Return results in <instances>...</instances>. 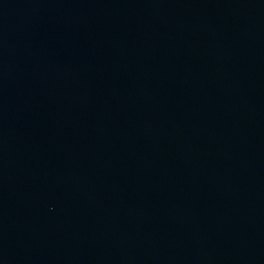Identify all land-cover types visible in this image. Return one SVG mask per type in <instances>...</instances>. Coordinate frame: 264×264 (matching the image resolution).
Returning <instances> with one entry per match:
<instances>
[{"label": "water", "instance_id": "water-1", "mask_svg": "<svg viewBox=\"0 0 264 264\" xmlns=\"http://www.w3.org/2000/svg\"><path fill=\"white\" fill-rule=\"evenodd\" d=\"M0 264H264V0H0Z\"/></svg>", "mask_w": 264, "mask_h": 264}]
</instances>
